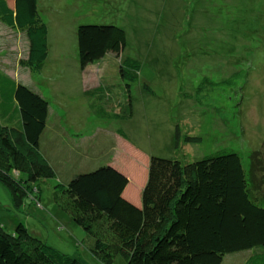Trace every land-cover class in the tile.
Segmentation results:
<instances>
[{
  "label": "rangeland",
  "instance_id": "374dc122",
  "mask_svg": "<svg viewBox=\"0 0 264 264\" xmlns=\"http://www.w3.org/2000/svg\"><path fill=\"white\" fill-rule=\"evenodd\" d=\"M38 9L50 28L43 76L31 78L20 68L27 38L1 23L0 69L35 85L49 105L51 96L61 98L51 83L60 82L62 61L80 69L81 24H114L126 32L127 46L121 57L108 56L89 68L90 76H82L89 89L98 87L97 81L115 88L107 104L89 100L93 108L87 116L83 103L72 97V118L51 110L39 153L55 177L37 185L21 214L0 184V220L6 225L14 228L21 219L58 251L87 256L86 234L55 202L57 183L114 164L137 183L130 185L137 193L152 155L188 162L235 152L249 166L251 155L262 152L264 165V0H39ZM127 85L134 109L130 118ZM177 129L200 142L182 140L177 150ZM245 260L246 255L235 254L223 264Z\"/></svg>",
  "mask_w": 264,
  "mask_h": 264
},
{
  "label": "trees",
  "instance_id": "16d2710c",
  "mask_svg": "<svg viewBox=\"0 0 264 264\" xmlns=\"http://www.w3.org/2000/svg\"><path fill=\"white\" fill-rule=\"evenodd\" d=\"M38 1L0 0V23L28 40L20 66L36 75L49 57V30ZM77 40L83 71L108 55L121 57L127 46L126 32L114 24H81ZM126 74L121 72L125 81ZM114 92L102 82L83 98L107 104ZM49 112L46 98L0 69V184L19 214L37 185L55 177L39 153ZM175 134L177 150L182 140L200 142L179 129ZM261 156L254 152L248 166L235 152L188 162L152 155L139 204L127 196L129 175L114 165L78 174L57 183L54 198L86 234L94 260L58 251L18 219L14 228L0 220V264H223L235 254L246 255L244 264H264Z\"/></svg>",
  "mask_w": 264,
  "mask_h": 264
},
{
  "label": "crops",
  "instance_id": "0c3cea01",
  "mask_svg": "<svg viewBox=\"0 0 264 264\" xmlns=\"http://www.w3.org/2000/svg\"><path fill=\"white\" fill-rule=\"evenodd\" d=\"M39 12H40V9H39ZM40 14H41L42 18L45 19L44 18L45 17L44 14L41 13V12H40ZM45 22H46V24L48 23L47 21H45ZM57 22H58L57 18L54 17V24L52 22V25L55 26ZM47 26H48V24H47ZM48 30H49V33H48V43H50V38H49L50 37V28H48ZM14 32H15V34H22V33L16 32V31H14ZM60 33H63V31L60 30ZM27 42H28V40H27ZM108 56H113V55H108ZM99 63H96V64H99ZM96 64H94V65H96ZM61 65H62V68H63V73H62V75L60 77V82L59 83H56L57 85L55 84V82L51 83L53 85V87L56 86V88H53L54 91L61 93V98L52 97V96H51V98H49L51 100V102L53 103V104H50L49 118H50L51 110L55 111L57 115H61V113H63V116H66V114H67L68 116L70 115L69 117L72 118L73 116H71V110H72L71 108H75V106H69L68 102L71 101V100L72 101H76L75 99H79L83 103V107H81V108H83L85 110L84 113H85V115L87 114V116H88V112H89V110H91V108H90V105L91 104L90 105L87 104L88 101L86 99H84L83 96L81 97V95H82V93H84L89 88H87V84L88 83H85V84L83 83V81H82L83 77L82 76L85 73H86V75H89L90 76V74L88 73V70H89V68L91 66H94V65H90L89 67H87V69L85 71H83L81 69V67L79 69V67L77 65H75L74 63L63 62L62 61V64ZM79 66H80V64H79ZM20 68L24 72H27L31 78H38V77L40 78L41 76H43L42 74L44 73V70H45L44 69L41 74H37L36 75V74L31 73L28 69H25L23 67H20ZM53 72H54V70H53ZM63 76H64L65 79L63 78ZM9 77L12 78V79H14V80H17V78H14V77H11V76H9ZM92 79H93V76L91 78H89L88 80L91 81ZM17 81L19 83H22V84L28 86L30 89H32L33 91L37 92L41 96H43V94L36 88L35 85H34V88H33V87L29 86L28 84H25L22 81H19V80H17ZM44 83H45V85H49L50 84L49 82H45V79L43 81V84ZM95 83L98 86L100 85V81L94 82L93 84H95ZM90 84H92V83H90ZM49 86L52 87L51 85H49ZM42 87H44V86H42ZM57 87L59 88V91L57 90ZM63 88L65 90H68L71 93L66 94L64 92L65 90ZM62 90H64V91H62ZM78 94H79V96H76ZM72 97H77V98L73 99ZM154 98H156V97H154ZM154 98H151L150 96H146V100H148V101H152V99L154 100ZM144 106H146L145 103H144ZM132 111H134L133 107H132ZM74 112H75V110H74ZM49 118H48V120H49ZM58 130L59 129H56L55 131L58 132ZM45 131H46V129H45ZM45 131H44V133H45ZM44 133H43V135H44ZM43 135H42V137H43ZM149 158L150 157H148V159ZM148 164H149V160H147V167H148ZM114 166L119 167L117 165H114ZM119 168H121V167H119ZM87 171H90V169L87 170ZM87 171L84 170V172H87ZM147 172H148V168H147ZM147 172H146V177L145 178H147ZM145 181H146V179H145ZM132 183L134 185H137V183H134V182H132ZM138 185H139V191L137 193H136V188L135 189L134 188L132 189L131 186L129 187V191L127 192L128 198H130L133 202H135L137 204H139V202H140V197H141L143 188L145 186V182L144 183H141V184L138 183ZM87 256H88V258L91 261L94 260V259H92L93 257L90 254V248H88V254H87Z\"/></svg>",
  "mask_w": 264,
  "mask_h": 264
}]
</instances>
